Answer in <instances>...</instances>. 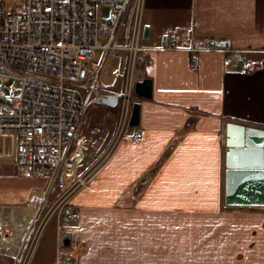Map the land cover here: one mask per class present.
I'll return each instance as SVG.
<instances>
[{"label":"crops","instance_id":"obj_1","mask_svg":"<svg viewBox=\"0 0 264 264\" xmlns=\"http://www.w3.org/2000/svg\"><path fill=\"white\" fill-rule=\"evenodd\" d=\"M144 23L152 48L137 80L154 87L137 95L141 122L113 142L118 105L108 129L83 133V115L91 174L48 214L24 263L264 264V206L226 203L227 124L264 129V0H145ZM208 37L244 59L226 64ZM47 181L0 176V227L7 215L13 225L0 250L18 253Z\"/></svg>","mask_w":264,"mask_h":264},{"label":"built area","instance_id":"obj_2","mask_svg":"<svg viewBox=\"0 0 264 264\" xmlns=\"http://www.w3.org/2000/svg\"><path fill=\"white\" fill-rule=\"evenodd\" d=\"M104 5L111 9L108 18ZM144 12L145 0H0V97L10 100L0 102V131L16 136L17 174L49 176L48 186L33 194L38 201L54 181L62 189L77 182L80 187L91 174L89 168L79 173L88 150L79 134L86 107L81 88L90 85L98 49L128 53L113 142L124 134L134 103L138 55L152 48L145 43ZM176 41L174 37L172 43ZM205 48L226 51V64L244 59L241 49L222 47L212 37ZM191 67L198 68V56L192 57ZM7 83H12L10 90ZM66 214L78 217L73 209Z\"/></svg>","mask_w":264,"mask_h":264},{"label":"rangeland","instance_id":"obj_3","mask_svg":"<svg viewBox=\"0 0 264 264\" xmlns=\"http://www.w3.org/2000/svg\"><path fill=\"white\" fill-rule=\"evenodd\" d=\"M104 18H108L111 15L110 6L104 5L102 8ZM148 40L145 41L148 44ZM102 49L96 51L93 62L96 67H91V75L89 78V86H82L81 91L85 100L86 109L84 114L83 125L81 131L88 133L89 129L96 126L97 129H108L115 120V110L112 107L96 104L97 98L107 95L114 89H120V92L124 91L126 81V71L128 63V53L126 50L121 49L118 53L112 54L105 52L103 54ZM145 51L141 50L138 55L136 69H135V82L138 79L139 67L144 60ZM119 70L116 72L115 70ZM12 83H7V88L10 90ZM114 91V90H113ZM15 93V91L13 92ZM119 93V92H118ZM132 99L135 102L137 95L133 90ZM103 131V130H102ZM15 134L12 132L0 131V176L2 175H17L14 170V163H12V150L11 145L14 146ZM86 161L85 166L79 171L82 174L89 166ZM4 168V169H3ZM49 183V176H47ZM79 182L71 186L62 189L59 185V181H54L49 185V191L44 196L41 202H36L38 207L36 215L29 222V230L26 229V233L23 235V239L20 242V249H17L18 253L10 252L7 247H2L0 250V264H25V259L28 257L30 246L33 243L36 230L40 229L42 223L46 220L48 214L52 209L57 208L59 202L65 199L71 194L78 186ZM48 186V184H47ZM40 191V190H39ZM225 191V190H224ZM37 210V209H36ZM38 216V217H37ZM6 222L3 227H0V242L3 237H8L12 234V219L9 215L5 216ZM32 228V229H31ZM38 228V229H37ZM31 229V231H30ZM28 230V231H27ZM39 234V233H38ZM29 235V236H28Z\"/></svg>","mask_w":264,"mask_h":264},{"label":"water","instance_id":"obj_4","mask_svg":"<svg viewBox=\"0 0 264 264\" xmlns=\"http://www.w3.org/2000/svg\"><path fill=\"white\" fill-rule=\"evenodd\" d=\"M145 39H150V26L145 27ZM224 45V44H223ZM153 79L137 80L135 93L141 97L153 96ZM118 94H107L97 98L96 103L117 106ZM1 101H10L0 97ZM141 122V103L134 102L129 124ZM227 172L226 203L228 205L264 206V129L244 124H227ZM63 244H71V235L63 236Z\"/></svg>","mask_w":264,"mask_h":264},{"label":"bare ground","instance_id":"obj_5","mask_svg":"<svg viewBox=\"0 0 264 264\" xmlns=\"http://www.w3.org/2000/svg\"><path fill=\"white\" fill-rule=\"evenodd\" d=\"M33 197H34V196H33ZM33 197H32V198H33Z\"/></svg>","mask_w":264,"mask_h":264}]
</instances>
